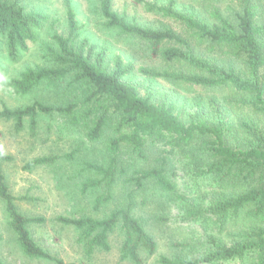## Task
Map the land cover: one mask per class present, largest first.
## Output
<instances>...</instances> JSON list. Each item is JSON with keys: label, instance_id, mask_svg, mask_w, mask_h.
<instances>
[{"label": "trees", "instance_id": "trees-1", "mask_svg": "<svg viewBox=\"0 0 264 264\" xmlns=\"http://www.w3.org/2000/svg\"><path fill=\"white\" fill-rule=\"evenodd\" d=\"M19 1L0 0V79L4 78V62H17L29 44L37 41L48 19L45 13L28 10ZM113 1L99 0L104 26L146 41L151 57L159 59L163 68L135 67L122 54L111 56L108 46L98 47L81 35L72 1L63 0L67 35L53 30L51 40L55 46H47L49 60L45 66L26 67L5 84L18 95L42 83L52 88L66 83L76 92L57 105L34 100L10 108L1 102L0 119L13 120L16 131L22 130L28 120L29 130L35 133L40 115H62L81 128L83 140L102 144L107 155L104 164L84 163L100 178L87 177L81 183L82 192L106 187V193L96 197V207L111 199L112 184L132 167L126 181L138 189L152 181L158 189L172 194L173 200L179 201L182 222H199L204 227L208 222L249 225L251 229L231 244L210 235V249L201 257L160 254L158 264H264V0H202L201 11L178 8L175 0L163 5L137 0L147 11L175 22L176 27L167 23L161 27L142 25L115 10ZM132 73L151 81L163 79L225 89L229 105L242 106L260 119L239 122L241 136L231 113L219 111L216 116L198 111L185 119L175 101L142 95L126 80ZM74 152L65 156L70 158ZM156 152L162 157H155V164L135 168L139 160L148 163L150 153ZM178 154L183 161L192 163L185 169L191 182L182 188L166 174L167 156ZM11 159L0 151V198L7 223L23 253L55 264H77L52 256L32 238L28 225L42 223L44 218L26 216L18 210L16 200L31 198L10 192L1 162ZM55 159L56 156L37 157L24 168L30 170ZM206 179L210 184L202 187ZM57 220L81 230L88 252L95 247L109 249L108 238L116 228L123 237L122 258L132 264H144L142 251L148 255L157 251L156 240L131 214L130 205L102 218L59 215ZM2 240L0 233V243ZM0 264L4 263L0 260Z\"/></svg>", "mask_w": 264, "mask_h": 264}, {"label": "rangeland", "instance_id": "rangeland-1", "mask_svg": "<svg viewBox=\"0 0 264 264\" xmlns=\"http://www.w3.org/2000/svg\"><path fill=\"white\" fill-rule=\"evenodd\" d=\"M71 1L81 24L82 36L89 37L98 47L108 46L111 56L122 54L125 59L131 60L135 67L163 68V63L159 59L151 57L146 41L104 26L99 11V0ZM147 1L163 5L168 0ZM175 1L178 8L188 11L196 8L201 11L202 0ZM19 4L28 10L45 13L48 19L41 28L37 41L29 44L27 51L21 53L17 62L9 60L4 62V78L0 79V108L1 102L10 108L22 107L34 100H41L50 105L62 104L76 92L67 88L66 83L55 88L42 83L25 95L15 94L5 84V81L17 76L26 67L45 66L49 60L46 57L47 46H55L51 40L53 30L67 35L63 0H21ZM225 5L223 3L222 7ZM113 7L142 25L161 27L167 23L176 27L175 22L163 18L158 13L147 11L137 0H114ZM126 80L134 84L142 95L151 94L156 100H163L164 97L167 101H175L177 111H180L185 119L198 111L206 115L213 113L216 116L219 111L231 113L236 127H239V122L243 120L260 119L258 115L252 114L242 106L229 105L227 103L229 95L225 89L171 83L163 79L151 81L137 73L128 75ZM238 130L241 136L243 133L240 127ZM0 151L12 157L8 162H1V169L10 192L14 196L28 195L31 198L16 200L18 210L26 216L44 218L42 223L29 224V233L49 254L64 261H73L77 264H132L122 258L120 245L123 237L118 228L111 232L108 238L109 249L95 247L88 252L81 230L59 222L57 220L59 215L102 218L115 209L130 205L131 214L141 220L157 242L155 254L141 252L144 264H158L157 257L160 254L172 258L201 257L210 249L207 242L210 235L231 244L251 230L249 225H220L208 222L204 227L199 222L191 225L182 222L179 201L173 200L172 194L158 189L152 181H147L145 186L139 189L126 181L134 169L132 167L112 184L111 199L96 207V197L105 194L106 187L102 185L82 192L81 183L87 177L100 178L98 173L86 168L84 163L91 161L94 164H104V159H107L105 147L100 143L83 140L81 128L70 124L62 115H40L35 133L29 130L28 120L25 121L22 130L16 131L13 120L0 119ZM71 151H75L73 156L66 157L65 154ZM150 154L148 163L139 160L135 168L150 165L151 162L155 164L153 159L162 157L158 152ZM42 156H56L57 159L53 163L37 165L30 170L24 168L27 162ZM183 159L184 157L179 154L167 156L166 159V174L179 188L191 182L190 174L186 173L185 169L190 168L192 163L189 164V160ZM186 164L189 165L186 167ZM205 181L206 183L201 184L202 187L210 184L207 179ZM0 233L3 236L0 243V260L4 264H55L52 260L31 258L23 253L16 234L7 223L1 198Z\"/></svg>", "mask_w": 264, "mask_h": 264}]
</instances>
